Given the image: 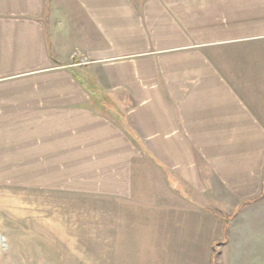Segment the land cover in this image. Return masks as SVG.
<instances>
[{
  "label": "crops",
  "instance_id": "0c3cea01",
  "mask_svg": "<svg viewBox=\"0 0 264 264\" xmlns=\"http://www.w3.org/2000/svg\"><path fill=\"white\" fill-rule=\"evenodd\" d=\"M28 174L109 244L264 264V0H0V176Z\"/></svg>",
  "mask_w": 264,
  "mask_h": 264
},
{
  "label": "rangeland",
  "instance_id": "374dc122",
  "mask_svg": "<svg viewBox=\"0 0 264 264\" xmlns=\"http://www.w3.org/2000/svg\"><path fill=\"white\" fill-rule=\"evenodd\" d=\"M48 180L33 174L0 176L5 182L0 185V264H186L179 256L158 253L154 245L147 247L153 229L148 233L143 225L138 237L107 243L98 233L96 200L36 189V183ZM112 246L122 247L121 252L99 254Z\"/></svg>",
  "mask_w": 264,
  "mask_h": 264
}]
</instances>
